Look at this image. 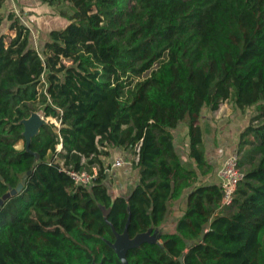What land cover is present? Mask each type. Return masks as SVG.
I'll list each match as a JSON object with an SVG mask.
<instances>
[{"label": "trees", "instance_id": "1", "mask_svg": "<svg viewBox=\"0 0 264 264\" xmlns=\"http://www.w3.org/2000/svg\"><path fill=\"white\" fill-rule=\"evenodd\" d=\"M69 19L42 48L32 29L1 11L0 264H122L106 239L163 222L191 188L178 230L131 248L129 264H264V0H44ZM233 100L255 106L236 152L244 172L233 202L199 184L205 155L201 111ZM47 121L27 146L23 119ZM187 120L188 168L173 128ZM130 150L139 179L112 196L105 156ZM69 169L96 175L76 184ZM30 171V172H29ZM130 207V208H129Z\"/></svg>", "mask_w": 264, "mask_h": 264}, {"label": "crops", "instance_id": "2", "mask_svg": "<svg viewBox=\"0 0 264 264\" xmlns=\"http://www.w3.org/2000/svg\"><path fill=\"white\" fill-rule=\"evenodd\" d=\"M28 3H30L29 5L32 7L26 6V8L33 10L28 12L30 14L27 18L29 19V23L32 21L39 25L38 21L43 19H45V21L47 19L53 20L52 24H49L50 26L48 24L44 25V27L48 28V33L53 29L51 26L57 28L64 27L69 22L67 17L55 13L54 6L47 1L30 0ZM25 23L31 26L28 22L25 21ZM45 41L46 40L43 41V45ZM227 101L229 100L223 101L217 109L204 107L201 111L199 123L203 130L205 155L208 161L213 165V169L206 174H200L198 181L199 184H221L220 169L226 158L237 150L240 133L250 122L252 114L248 113L245 115H239L235 110V107L232 106V108H230V106H228L229 104ZM232 126H234V129ZM173 133L175 147L181 157L182 163L188 168H197L196 161L190 156L191 138L189 135V125L187 120L181 121L177 127L173 128ZM120 149L131 153L130 150L119 147L113 148V151L116 153L120 151ZM135 159L136 155L131 153L122 164L125 166L124 171L129 173L127 181L132 183L131 189L127 192H118L115 196L129 194L138 182V169L133 165ZM115 173L117 172L114 171V174ZM120 183H122L121 180ZM190 190L191 188L185 189L183 194L171 203L165 220L160 223L165 225L167 232H176L178 230V221L185 213L188 206V195Z\"/></svg>", "mask_w": 264, "mask_h": 264}, {"label": "rangeland", "instance_id": "3", "mask_svg": "<svg viewBox=\"0 0 264 264\" xmlns=\"http://www.w3.org/2000/svg\"><path fill=\"white\" fill-rule=\"evenodd\" d=\"M30 0H6L4 7L1 9V11L7 16L10 12H14L19 18L20 20H22L23 22H28L29 23V19H27L29 17V13L31 12L32 9L30 8H26V6L28 7H32L31 5H29L30 3H28ZM55 13H57V9L54 7ZM33 11V10H32ZM34 17V16H32ZM35 18V17H34ZM10 20L8 18H5L3 23L0 25V34L2 32H6L8 30V26L10 24ZM31 23V29H32V40H33V44L35 46H37V48H42L43 46V41L48 39V28L44 27V25H49L52 24L53 20L47 19L45 21V19L38 21L39 25L36 22H32ZM50 26V25H49ZM52 28H57L55 26H51ZM63 27V26H62ZM61 28V27H59ZM227 103L229 104L228 106H230V108L235 107V110L239 113V115L242 114H254L255 113V106H251V107H247L245 110L241 109L233 100H229L227 101ZM208 107V106H206ZM210 108V107H209ZM38 113L41 114V116L46 120V121H55L57 124H59V122L56 120V118L52 117V116H46L44 114L43 109H38L35 110ZM249 114V115H250ZM232 128L234 129V126H232ZM113 151L112 149V153L110 156H105L104 160L107 166V178H106V183L108 185V188L110 190V193L112 194V196H115V194L122 193V192H127L129 189H131L132 187V183L127 181V176H129V173L125 170V166L122 164H118L117 161L118 160H125L131 153L129 152H125L124 150L120 149V151L116 152ZM126 157V158H125ZM114 171H116L117 173L114 174ZM120 180L122 181V183H120Z\"/></svg>", "mask_w": 264, "mask_h": 264}, {"label": "water", "instance_id": "4", "mask_svg": "<svg viewBox=\"0 0 264 264\" xmlns=\"http://www.w3.org/2000/svg\"><path fill=\"white\" fill-rule=\"evenodd\" d=\"M46 122L47 121L37 111H33L29 117L23 119V123L25 127L23 133L26 137L28 147H29L32 137L40 131L41 126ZM26 177H27V174L23 176L22 181L17 186L11 187L9 191L3 194V196L0 198V207L1 205L4 204V202L8 198H10L12 195L17 194V192L22 189L24 182L26 180ZM124 196L128 198L129 194H124ZM98 204L103 211L105 219L111 224L115 232L114 241H111L109 239H106V241L115 250L122 264H129L128 257H127L129 249L139 247L145 242H149V243L159 242L160 237L167 233L166 227L164 224H152L147 230L139 232L134 236H131L129 233L131 212L128 217L124 230L120 232L115 228L114 224L108 219L111 206L107 207L105 204H102L100 202H98ZM180 261H181V264H184V256L180 257ZM93 264H103V263L98 262V263H93Z\"/></svg>", "mask_w": 264, "mask_h": 264}, {"label": "built area", "instance_id": "5", "mask_svg": "<svg viewBox=\"0 0 264 264\" xmlns=\"http://www.w3.org/2000/svg\"><path fill=\"white\" fill-rule=\"evenodd\" d=\"M239 155L235 151L231 153L225 160L224 164L220 169L221 175V188L223 191V197L221 201L222 206L230 205L235 197V193L238 187L240 180L244 176V172L238 163ZM118 164H122L123 160H118ZM95 172H90L89 170H76L69 169L68 173L74 179L76 184L90 185L96 175Z\"/></svg>", "mask_w": 264, "mask_h": 264}, {"label": "flooded vegetation", "instance_id": "6", "mask_svg": "<svg viewBox=\"0 0 264 264\" xmlns=\"http://www.w3.org/2000/svg\"><path fill=\"white\" fill-rule=\"evenodd\" d=\"M168 233V232H167ZM163 236V235H162ZM162 236L160 237V239H159V243H161V241H162ZM112 241V240H111Z\"/></svg>", "mask_w": 264, "mask_h": 264}]
</instances>
